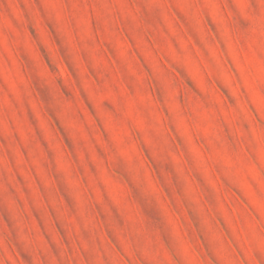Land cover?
Segmentation results:
<instances>
[{"label":"rangeland","instance_id":"1","mask_svg":"<svg viewBox=\"0 0 264 264\" xmlns=\"http://www.w3.org/2000/svg\"><path fill=\"white\" fill-rule=\"evenodd\" d=\"M0 264H264V0H0Z\"/></svg>","mask_w":264,"mask_h":264}]
</instances>
